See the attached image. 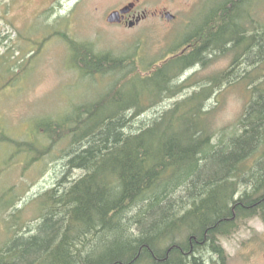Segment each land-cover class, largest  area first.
I'll return each instance as SVG.
<instances>
[{
    "label": "trees",
    "instance_id": "obj_1",
    "mask_svg": "<svg viewBox=\"0 0 264 264\" xmlns=\"http://www.w3.org/2000/svg\"><path fill=\"white\" fill-rule=\"evenodd\" d=\"M245 1H222L231 22L222 47L204 23L144 64L138 49L114 56L62 34L84 76L122 69L114 84L135 76L136 90L126 97L109 89L81 103L68 125L59 118L35 123L34 135L41 131L53 142L69 137V171L36 198L35 229L24 225L18 207L10 212L0 264H228L223 238L248 219L264 221V23L251 11L243 19ZM250 20L255 27L247 30ZM229 53L225 70L204 80L186 76ZM17 79L3 78L2 89ZM240 85L250 95L240 116L230 126L212 127L207 98ZM166 97L178 99L162 114L140 119ZM0 133V145L42 151L38 139ZM74 169L83 174L70 180ZM17 194L0 197L2 213Z\"/></svg>",
    "mask_w": 264,
    "mask_h": 264
},
{
    "label": "rangeland",
    "instance_id": "obj_2",
    "mask_svg": "<svg viewBox=\"0 0 264 264\" xmlns=\"http://www.w3.org/2000/svg\"><path fill=\"white\" fill-rule=\"evenodd\" d=\"M130 1L0 0V61L8 65L6 71L0 68V130L18 141L38 139L42 148V151H26L14 143L0 145V197L5 193L10 196L16 190L19 194L7 211H0V241L6 234V225L9 226L6 219L14 207L26 218L24 225L30 223L32 229L36 228V198L69 171L66 165L69 137L53 142L41 131L34 135L35 123L59 118L68 125L67 120L76 116L81 103L91 104L109 89L126 97L136 90L135 76L123 86L114 84L125 74L122 69L107 76H84L74 68L68 38L90 43L96 52L110 51L114 56L138 49L139 59L144 64L149 59H159L193 28L192 31L198 30L204 24L202 17L223 0H144L141 6L149 13L160 7V12L168 11L176 18L168 21L160 14H151L134 27L107 22L112 10ZM248 8L255 13L258 23H264V0L250 1ZM249 22L252 27L251 20ZM62 34H67L68 38ZM232 58L231 53L219 55L212 58L215 60L206 68L194 67L186 76L195 74L197 80H204L225 70ZM13 75L18 79L2 89V79ZM232 87L223 86V91L213 93L206 100L205 109L212 110L210 122L216 129L235 123L250 96L246 95L243 85ZM196 88L186 89L185 93ZM177 99L166 97L152 104L140 119L149 120L162 114L173 107ZM82 174L81 169H74L69 179ZM221 243L229 256L228 264H264V221L258 216L246 220L236 233L224 237Z\"/></svg>",
    "mask_w": 264,
    "mask_h": 264
},
{
    "label": "flooded vegetation",
    "instance_id": "obj_3",
    "mask_svg": "<svg viewBox=\"0 0 264 264\" xmlns=\"http://www.w3.org/2000/svg\"><path fill=\"white\" fill-rule=\"evenodd\" d=\"M250 1H253V0H247L243 3V13L241 14L243 19L245 16L244 13H246L247 11H250V8H248V10L246 9V5L249 4ZM143 2H144V0H132L128 3H126L125 5H123V6H126L127 4L134 3V7L132 8V10L129 11L128 13H126L125 15H122L123 17H122V21L120 23L126 24L129 26V24L131 22H136L135 25H137V24L141 23L142 21H144L148 16H151V14H153L155 16H159V14H160L162 19H167L168 21H172L176 18V17H173L172 19H169L167 17L168 11L160 12L159 11L160 7H156L154 9V11H152V13H149V11L146 8H144V6H141V3H143ZM222 4H223V2L214 5V7L211 8V11L205 17H202L203 22L208 27L209 35L213 36L214 34H217L216 40H218L220 42L218 44V46H220V47H222L223 46L222 43L226 41L225 38H226L227 30L229 27L228 25H230V23H231L229 21V16L226 15V12L224 13L222 11ZM122 7H120V8H122ZM161 8L164 9V7H161ZM241 11H242V9H241ZM249 15H251L255 20H257V18H255L254 12L253 13L250 12ZM238 16H240V15H238ZM252 25H253V29H254V27H255L254 21L252 22ZM245 27L247 30L250 28V22L249 21H247L245 23ZM221 50L222 49L216 50V51H221ZM211 58H214V55H212ZM260 262H261V260L259 259V263ZM263 263H264V258H263Z\"/></svg>",
    "mask_w": 264,
    "mask_h": 264
},
{
    "label": "water",
    "instance_id": "obj_4",
    "mask_svg": "<svg viewBox=\"0 0 264 264\" xmlns=\"http://www.w3.org/2000/svg\"><path fill=\"white\" fill-rule=\"evenodd\" d=\"M133 6H134V4L131 3V4L127 5V6H125L124 8H122L120 11H114V12H112V13L108 16L107 20H108L109 22H117V21H121V14H124V13L129 12ZM167 17H168V18H172L173 15H171L170 13H168V14H167ZM132 25H134V22H131V23H130V26H132Z\"/></svg>",
    "mask_w": 264,
    "mask_h": 264
},
{
    "label": "bare ground",
    "instance_id": "obj_5",
    "mask_svg": "<svg viewBox=\"0 0 264 264\" xmlns=\"http://www.w3.org/2000/svg\"><path fill=\"white\" fill-rule=\"evenodd\" d=\"M16 233H17V232H16ZM16 233H15V234H16Z\"/></svg>",
    "mask_w": 264,
    "mask_h": 264
}]
</instances>
